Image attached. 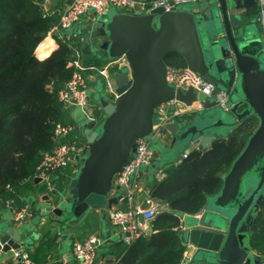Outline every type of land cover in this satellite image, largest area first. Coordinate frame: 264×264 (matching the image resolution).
<instances>
[{"label":"water","instance_id":"1","mask_svg":"<svg viewBox=\"0 0 264 264\" xmlns=\"http://www.w3.org/2000/svg\"><path fill=\"white\" fill-rule=\"evenodd\" d=\"M190 5L138 14L120 10L99 22L97 31L104 39L97 48L110 59L125 55L128 67L116 73V101L99 96L103 120L85 123L87 154L59 188V204L48 216L68 226L94 210L108 213L120 201L113 191L120 190L116 179L135 152V139L161 123L155 116L159 103L176 98L191 105L198 100L206 108L187 125L166 123L176 141L209 150L245 118L256 117L258 124L222 176L218 193L198 214L188 215L182 231L186 246L194 250L188 264H264V254L252 242L264 205V39L255 30L258 2L197 0ZM53 32L60 36L57 29ZM171 53L180 54L186 66L210 83L233 89L231 110L218 116L206 94L177 89L168 80L166 57ZM21 240L19 229L12 228L1 238L0 250L19 249Z\"/></svg>","mask_w":264,"mask_h":264},{"label":"trees","instance_id":"2","mask_svg":"<svg viewBox=\"0 0 264 264\" xmlns=\"http://www.w3.org/2000/svg\"><path fill=\"white\" fill-rule=\"evenodd\" d=\"M43 3L44 0H0V202L13 200L19 208L26 206L21 195L35 183L44 154L58 146V140L87 145L84 131L77 136L75 131L80 128L75 125L66 137L58 139L55 134L57 124H70L59 92L78 71L70 65L72 57L79 54L85 69H100L112 60L104 50L100 57L81 53L66 37H57L58 46L45 58L36 56L37 45L59 26L60 20L57 14L45 10ZM166 64L186 66L178 53L169 54ZM257 124L256 117L245 118L227 136L217 138L209 150H193L170 171L153 193L169 209H162L150 221L149 234L115 247L122 262L182 264L187 246L180 214H198L208 198L218 193L222 176ZM59 187H64L62 180ZM31 213L36 214L33 205ZM259 214L252 242L255 249L264 253V218ZM39 239L28 254L34 264H62L50 257L57 240L52 231Z\"/></svg>","mask_w":264,"mask_h":264},{"label":"built area","instance_id":"3","mask_svg":"<svg viewBox=\"0 0 264 264\" xmlns=\"http://www.w3.org/2000/svg\"><path fill=\"white\" fill-rule=\"evenodd\" d=\"M197 0H71L69 5L63 11L59 28L62 31L71 29L82 16L93 10L99 17H108L111 8L115 11L124 10L133 14L149 13L152 9L163 7L170 11L181 4H194ZM259 13V25L264 37V0H257ZM55 27L50 33L52 34ZM47 37L42 40L36 49H44L47 45ZM79 56V54H76ZM70 65L75 66L78 71L65 84V87L59 92V98L63 107L68 111L71 107H78L81 111V117L95 123H100L105 115L102 106L96 101L89 91L87 78L83 75L84 66L82 67L79 59H71ZM128 67V61L125 55L118 59L109 60L102 68L90 66L89 68L97 69L98 75L104 80L105 91L110 101L114 102L118 98L115 76L121 68ZM168 80L184 91L193 88L198 93H204L208 96L214 106H220L229 112L234 106L233 89H222L207 81L203 76L192 71L188 66H168ZM205 104L196 101L188 105L179 99L172 98L165 102L159 103L155 109V116L161 119L160 125L153 128L148 135H141L135 139L136 149L134 154L128 159L123 170L118 174L116 186L122 190V201H127V207H115L109 210L108 218L113 226L117 227L122 234L123 242L130 244L140 237L149 234L151 227L148 224H141L139 216L151 221L160 211L159 203L151 196L146 195L143 202H138L137 195L142 190L141 177L147 167L153 165L155 151L152 147V140L160 137L167 122L172 118L177 120L184 115L194 116L205 110ZM55 134L58 139L66 137L75 128L72 124H57ZM87 145H78L74 142L60 143L53 150L45 153L40 165L38 174L48 176L50 173H60L68 166H73L77 171V165L85 157ZM31 206H25L16 210L14 220L17 222L30 214ZM101 239L96 235L88 236V239L81 242H75L72 247V256L78 264H96L97 250L100 246ZM29 252L24 249H15L13 258L19 260L21 264H34L28 256ZM68 264L67 260L61 261Z\"/></svg>","mask_w":264,"mask_h":264},{"label":"crops","instance_id":"4","mask_svg":"<svg viewBox=\"0 0 264 264\" xmlns=\"http://www.w3.org/2000/svg\"><path fill=\"white\" fill-rule=\"evenodd\" d=\"M70 2L71 0H44L43 6L49 13L57 14L60 18V23L63 11ZM257 8L258 9L255 11L257 19L255 30H257L264 39L259 25L260 8ZM104 19V17H99L95 12H90L82 16L71 29L62 31L58 26L57 30L60 32V36L55 35L54 32L52 34L49 32L46 36L47 45L42 49L44 53H40L38 49H35L36 56L45 58L50 54L52 50L58 46L57 37H66V39L77 46V50L81 53L89 52L94 57L102 56L103 51L98 49L97 46L102 42L104 37L100 36L97 27L99 22ZM79 61L81 62L80 58ZM82 73L87 78L89 91L92 96H94V93H97L99 97L104 93L105 83L98 75L97 69L87 68L83 70ZM114 76L116 82V74H114ZM100 83L101 85L103 84L102 88L98 87ZM194 117L195 116L184 115L177 120L181 122L182 125H187ZM172 120L175 119L172 118ZM84 129L83 127V131ZM223 135L227 136L226 134ZM175 137L176 136L167 128H164L160 137L157 138L156 143H152V147L155 151L154 162L153 165L147 167L142 173V190L139 191L137 195L138 202H143V198L146 195H151L159 203L160 211L162 209L168 210L169 205L162 199L153 196V193L159 188L158 186L161 182L169 177L170 171L174 167L180 165L183 158L193 150H198V148H200L199 145L196 146L194 143L191 144V147L186 146L187 142H178L175 140ZM187 149H189V153H187ZM65 177L67 176L63 173H50L47 177L38 174L35 177V183L32 188L21 195V200L26 202V206L33 205L36 214H29L20 223L14 220L15 212L19 209L17 202L13 200L0 202V241L10 229L18 228L22 239L19 249L31 252V250L39 244V238H41L45 232L51 230L52 234L57 238L56 246L50 255L51 259L58 262L65 259L68 261V264H78L76 259L72 256V247L74 243L85 241L90 235H96L101 239L100 246L97 250L98 258L96 264H125L121 261L119 256H117L115 251L117 245L125 244L122 234L117 227L111 224L107 212L105 214L94 210L90 212L84 220L77 221L68 226H62L56 222L55 218L48 216L49 211L59 204L57 200L58 193L61 191L59 185L61 180L65 181ZM113 193L115 195H122V190L120 189L117 191L115 188ZM127 205V201H122V199H120L119 203L114 204L112 208H124L127 207ZM263 208L264 207H261L260 212H262ZM187 215L189 214H180L183 221L182 230L186 227L185 217ZM38 217L40 219H38ZM139 222L141 224L145 223L150 225V221L144 219L141 215L139 216ZM14 250L15 249L8 252L0 250V264H19V262L13 258ZM193 252L194 250L187 246L182 264H188L189 259L193 257Z\"/></svg>","mask_w":264,"mask_h":264},{"label":"rangeland","instance_id":"5","mask_svg":"<svg viewBox=\"0 0 264 264\" xmlns=\"http://www.w3.org/2000/svg\"><path fill=\"white\" fill-rule=\"evenodd\" d=\"M192 7V5H190V4H181L180 5V7ZM91 12L92 13H94V11L93 10H91ZM116 11H115V9L114 8H111L110 9V11H109V16H112L114 13H115ZM105 61H107V60H105ZM103 85V84H102ZM102 85H101V83L98 85V87L99 88H102ZM220 88H222V89H224V87H222V86H220ZM94 96V99L95 100H97V99H99V97L97 96L98 94L96 93H94L93 94ZM234 98H235V95L233 96V101H234ZM217 108H218V111H219V113L217 114L218 116H223V114H226L227 112L222 108V107H220V106H216ZM81 110L78 108V107H71L70 109H69V111H68V119H69V123L70 124H72V125H75V126H77V127H79L80 129H77L76 131H75V134L78 136V135H81V132H83V127L85 126V123L86 122H88L89 120H87L86 118H84V116H82V117H78V115H80V112ZM228 118V117H227ZM231 120H233V119H230V121ZM99 128L101 129L102 128V125L100 124L99 125ZM232 131V130H231ZM156 141H157V138H155V139H153L152 140V142H154V144L156 143ZM192 143L190 142V141H187V144H186V146H192L191 145ZM84 154H87V150H85V153ZM81 166V164H80V162H79V164L77 165V169L79 168ZM75 172H76V170L74 169V167L73 166H68L64 171H62V172H60V173H63V174H65L66 176H68V177H70V176H73V175H75ZM57 174V173H56ZM63 182L64 183H67V181L65 180H63ZM189 216L187 215L186 217H185V220L187 221V222H189ZM261 218L263 219L264 218V208H263V210H262V212H261ZM260 218V219H261Z\"/></svg>","mask_w":264,"mask_h":264},{"label":"bare ground","instance_id":"6","mask_svg":"<svg viewBox=\"0 0 264 264\" xmlns=\"http://www.w3.org/2000/svg\"><path fill=\"white\" fill-rule=\"evenodd\" d=\"M38 51H39L40 53H44V50L42 51V49H38Z\"/></svg>","mask_w":264,"mask_h":264}]
</instances>
